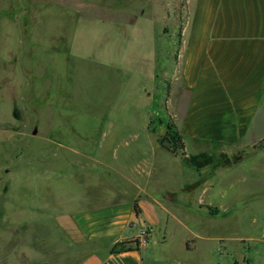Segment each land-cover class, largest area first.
Wrapping results in <instances>:
<instances>
[{"label":"rangeland","instance_id":"obj_1","mask_svg":"<svg viewBox=\"0 0 264 264\" xmlns=\"http://www.w3.org/2000/svg\"><path fill=\"white\" fill-rule=\"evenodd\" d=\"M183 3L144 0L109 13L98 9L122 3L0 0V264H63L65 254L85 252L89 246L69 245L59 217L127 205L135 187L122 175L134 177L142 161L153 165L147 190L171 195L163 197L167 208L148 211L156 225L140 251L143 264H264L259 154L250 147L228 154L186 138L187 152L213 157L200 171L158 141L174 123L163 49L178 38ZM148 29L160 51L158 80L142 74ZM253 148L264 149V138ZM232 155L245 159L225 163ZM111 238L92 247L102 252Z\"/></svg>","mask_w":264,"mask_h":264},{"label":"crops","instance_id":"obj_2","mask_svg":"<svg viewBox=\"0 0 264 264\" xmlns=\"http://www.w3.org/2000/svg\"><path fill=\"white\" fill-rule=\"evenodd\" d=\"M108 1L122 5L117 9L104 7L98 10L124 12L133 3L144 2ZM182 7L184 19L178 38L174 37L173 43L163 49L170 66L162 75L168 76L167 111L182 135L184 147L186 138L197 145L215 146L217 151L228 154L234 149L250 147L253 155L259 154L254 171L264 173V149L253 148L264 138V0H184ZM144 11L140 10L142 16H145ZM173 11H176L175 2ZM165 12L169 15L164 11L163 20H166ZM150 29L147 30L149 40L145 41L142 52L145 68L142 74L154 80L161 76L160 65L157 66L160 51L155 44V33ZM167 29L163 24L162 31L169 33ZM13 51L15 48L11 47L9 52ZM185 152L192 154L186 147ZM200 152L204 151L197 150L193 154ZM244 159L234 164H240ZM197 169L205 170V166ZM152 171L153 165L142 161L134 169V177L122 175L135 187L127 205L96 213L75 211L59 217L61 228L71 238L69 245L89 246L85 252L65 254L63 264H143L140 251L147 242L124 251H119L118 243H133L139 232L130 236L125 233L128 226L133 228L138 222L141 229H150L149 237L156 225V219L149 212L153 214L158 208H167L163 195L157 198L145 187ZM142 215L153 225L145 224ZM104 237H112L104 251L92 247L96 240ZM261 237L264 239V225ZM186 247H189L187 242ZM113 248L117 252H111Z\"/></svg>","mask_w":264,"mask_h":264},{"label":"trees","instance_id":"obj_3","mask_svg":"<svg viewBox=\"0 0 264 264\" xmlns=\"http://www.w3.org/2000/svg\"><path fill=\"white\" fill-rule=\"evenodd\" d=\"M158 141L161 146L165 147L173 155L179 156L182 162L190 166L200 168L210 164L213 161L212 155L206 152L187 155V153L185 152L182 135L179 133L175 124L172 122L166 123V130ZM241 159H243V157H237L236 155H232V157L230 158H225L224 162L228 164H233L240 161ZM124 243L126 242L118 243V245L122 246L124 245ZM124 250H131V247H119V251ZM111 252H117V250L113 248L111 249Z\"/></svg>","mask_w":264,"mask_h":264},{"label":"built area","instance_id":"obj_4","mask_svg":"<svg viewBox=\"0 0 264 264\" xmlns=\"http://www.w3.org/2000/svg\"><path fill=\"white\" fill-rule=\"evenodd\" d=\"M147 228H145V227H143L141 230H140V232H139V234H138V236H137V238L136 239H133V244L134 245H136V246H139V245H145V243H146V238H147Z\"/></svg>","mask_w":264,"mask_h":264},{"label":"water","instance_id":"obj_5","mask_svg":"<svg viewBox=\"0 0 264 264\" xmlns=\"http://www.w3.org/2000/svg\"><path fill=\"white\" fill-rule=\"evenodd\" d=\"M165 197H166L167 199H170V198H171V195H169V193H166Z\"/></svg>","mask_w":264,"mask_h":264}]
</instances>
